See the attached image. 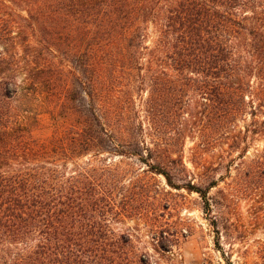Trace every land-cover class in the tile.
<instances>
[{"label":"trees","instance_id":"trees-1","mask_svg":"<svg viewBox=\"0 0 264 264\" xmlns=\"http://www.w3.org/2000/svg\"><path fill=\"white\" fill-rule=\"evenodd\" d=\"M7 2L37 17L40 37L36 46L23 36L22 57L0 51V264H136L130 235L113 228L132 212L123 172L106 163L117 158L199 193L209 210V192L235 170L219 193H250L264 226V145L249 154L264 142V0ZM13 38L0 33V45ZM47 49L69 62L74 82L60 102L79 118L40 141L9 105L20 75L28 93L38 87L31 59ZM139 91L144 120L128 116L139 115ZM149 231L165 250L161 230Z\"/></svg>","mask_w":264,"mask_h":264},{"label":"rangeland","instance_id":"rangeland-1","mask_svg":"<svg viewBox=\"0 0 264 264\" xmlns=\"http://www.w3.org/2000/svg\"><path fill=\"white\" fill-rule=\"evenodd\" d=\"M7 4L8 8L0 4V33L14 38L12 45L1 42L0 51L9 49L18 58L24 55L23 36H27L30 44L38 45L36 39L40 33L35 26L38 20L16 4ZM33 25L34 30L30 27ZM25 27L26 33H22ZM46 46L50 47L48 44ZM31 60L34 72L40 74L36 82L37 88H41L38 92L36 88L28 93L24 75H20L19 84L24 89L20 90L9 106L19 122L28 127L27 134L30 137L48 141L64 134L79 118L74 109L62 106L60 102L68 86L72 88L74 78L69 76V62L56 50L47 49L41 56ZM41 66H45L44 69ZM41 78H44L42 82L39 81ZM146 98L147 93L139 91L134 105L139 115L136 117L128 113L129 117L144 120L142 104ZM193 145L187 142L184 149L186 166L192 171L194 168L190 163L189 150ZM263 145L264 142L260 141L250 148V156L256 148L262 149ZM103 157L110 155L105 154ZM89 159L85 157L78 162L84 164ZM106 163L113 170L115 168L123 172L120 193L131 197L129 202L132 212L114 222L113 228L117 236L130 235L128 249L136 264H264V254L260 249V243L264 241V226L253 218L254 203L250 193L233 190L234 195L230 196L228 202L219 193L220 189L227 190L228 183L237 177L235 170L231 173V179H226V183L221 181L218 187L209 192V210L199 193L169 186L162 175L147 171L149 168L135 158H117ZM95 165L101 167L97 162ZM69 168H74V163L71 162ZM149 226L161 230L158 238L163 234L165 250L154 245Z\"/></svg>","mask_w":264,"mask_h":264}]
</instances>
